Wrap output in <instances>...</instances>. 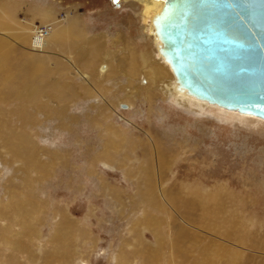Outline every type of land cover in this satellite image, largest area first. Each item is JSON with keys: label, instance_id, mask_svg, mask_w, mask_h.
<instances>
[{"label": "rangeland", "instance_id": "1", "mask_svg": "<svg viewBox=\"0 0 264 264\" xmlns=\"http://www.w3.org/2000/svg\"><path fill=\"white\" fill-rule=\"evenodd\" d=\"M3 11L0 264H264V122L179 106L171 85L169 97L143 78L127 98V53L149 45L168 67L142 0H0ZM50 22L74 31L70 46L21 37ZM94 46L113 68L92 89L65 52L94 75Z\"/></svg>", "mask_w": 264, "mask_h": 264}, {"label": "water", "instance_id": "2", "mask_svg": "<svg viewBox=\"0 0 264 264\" xmlns=\"http://www.w3.org/2000/svg\"><path fill=\"white\" fill-rule=\"evenodd\" d=\"M158 26L184 91L264 119V0H169Z\"/></svg>", "mask_w": 264, "mask_h": 264}, {"label": "bare ground", "instance_id": "3", "mask_svg": "<svg viewBox=\"0 0 264 264\" xmlns=\"http://www.w3.org/2000/svg\"><path fill=\"white\" fill-rule=\"evenodd\" d=\"M142 2H143V16H144L143 20H144V23L146 25H148V27L150 25V33L151 34L153 33L154 39L156 37V42H159V48L155 47L156 51L158 54L161 53L162 58L166 62L165 64L168 67H170L168 70H170V69L172 70L170 72H173V74L175 76L174 78H176V82H174V81L172 82V79L168 74L169 71L166 69L168 67L161 64L162 59L159 60L160 62H156L154 60V58L152 57V52L149 49V45H145V47L139 52V54H138L139 57H137V55L133 52L127 53V55L129 56L128 62H129L130 70H129V72H128V70L126 72H123V70H122L123 75L125 73L127 75L126 77L129 79V83H128L129 88L128 87L126 88V92L128 93L127 98L132 99V98H134V96L136 94L139 93L138 87L136 86L137 78H140V81L143 78L141 81L143 83V85H141V86L146 88L148 91H150V89H152V87H159L161 85L162 87L163 86L166 87V90H167V91L165 90L166 96L169 95V97H171V91H169V89L172 90L173 93L175 94V96L177 97L176 101H177V104H179V106L180 105L183 106L185 104L184 100L189 99L190 102H195V104L197 105L196 108H198V111L203 109V108H206V107L215 108L214 110H217V112H219L221 114L222 113L226 114L227 116H231V118H234V116H236V115H237V117H239V116L240 117L245 116L248 118L254 117V118H257L258 120L264 122V119L255 116L252 112L241 113L238 109H234V110L233 109H226L224 107L219 106V104L210 103V102L205 101V100L204 101L199 100V99L195 98L194 96L190 95L187 91H184L183 87L180 85L178 77L176 76V74H175V72L171 66V61L169 59H167V56H168L167 53H165L163 51L166 48V45L162 41V39L160 38V36L158 34V29H157L158 24L161 21H164L166 19L167 11L170 10L169 9L170 8L169 0H142ZM4 11L2 12V15L0 16V20H2L1 17L5 16ZM7 16H8V14H7ZM52 16H54V15H52ZM44 17L51 19V16H48V15H45ZM7 20H8V17H7L6 21ZM4 21H5V19H4ZM50 23H53V22H50ZM76 23H77L76 21L71 22L72 25H75ZM27 25H20L19 30H20L21 35H22L21 37L22 38L24 37L23 39L26 42L27 41L30 42V35L33 34L31 43L34 46V49H36V50H39L40 47L45 48V46H56V48H58V46H59L58 43L62 39L65 40L64 44L70 46L71 33H74V31L72 32V30L69 26L63 27L62 25L54 24V23H53L54 26L51 24L53 27L51 25H46V26L50 27V30H47L46 34H43V32H41V29L36 27L34 24H29V27ZM1 28H2V26L0 27V30H1ZM28 31H30V33ZM78 35L79 36H77V37H80V34H78ZM19 41H20V39H19ZM29 42H27V43L29 44ZM44 48H42V49H44ZM94 48H95V46L91 50L92 51L91 57L95 58L96 62H100V64L97 65L98 67H96V68L94 67L91 70V72H94V75H92L91 73L87 74L88 72H85L84 70L78 69L73 58L69 55V53L66 54V52H65L67 59L71 60L73 62L72 63L73 67L76 69L78 74L86 80V84H88L92 89L97 84H99V83L103 84L105 81H107L109 78H111L110 75L112 73L111 70L113 68L112 63H111L113 61V58L111 59V57H113V56H111L110 54H107V53L104 55H101V54H99L98 49H94ZM41 50H39V51H41ZM114 55H116V54H114ZM3 61H4V59L2 60V62ZM7 64L8 63L6 61L1 63L3 68ZM5 78H11V75L7 73V76H5ZM170 85L172 86V88L168 89V87H171ZM26 91H27V93H30V94L26 93L23 95V97L28 95L30 98H32V101H33V99L37 98L35 95V89L34 88H27ZM91 91L92 90L87 91V93H90ZM160 91H161V89H160ZM19 96H20V98H23V97H21V95H19ZM191 99H193L194 101ZM110 105H111L110 109L113 110L114 105L112 103H110ZM121 106L131 108L133 105L129 100H127V102L121 103ZM118 107H119V105H118ZM231 114H236V115H231ZM152 222H155V221H152ZM156 222H157V220H156ZM156 222L154 224H156ZM159 224H157V225H159ZM148 226H150V225H148ZM150 227H152V226H150ZM153 228H154V226H153ZM59 240H60V238H59ZM63 244H65V240H63Z\"/></svg>", "mask_w": 264, "mask_h": 264}]
</instances>
